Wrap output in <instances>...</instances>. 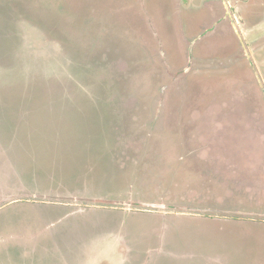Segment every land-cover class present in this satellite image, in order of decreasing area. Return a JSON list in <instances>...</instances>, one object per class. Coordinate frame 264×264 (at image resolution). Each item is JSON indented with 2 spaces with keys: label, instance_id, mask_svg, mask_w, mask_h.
<instances>
[{
  "label": "rangeland",
  "instance_id": "374dc122",
  "mask_svg": "<svg viewBox=\"0 0 264 264\" xmlns=\"http://www.w3.org/2000/svg\"><path fill=\"white\" fill-rule=\"evenodd\" d=\"M213 1L0 0V203L20 198L0 209V264H264V96L248 58L218 60L241 40L170 64L181 11L211 26ZM250 36L264 80V24ZM228 112L261 142L204 122Z\"/></svg>",
  "mask_w": 264,
  "mask_h": 264
},
{
  "label": "flooded vegetation",
  "instance_id": "af4514ba",
  "mask_svg": "<svg viewBox=\"0 0 264 264\" xmlns=\"http://www.w3.org/2000/svg\"><path fill=\"white\" fill-rule=\"evenodd\" d=\"M258 1L259 0H231L229 2L228 0H214L212 3H210V6H209V10L213 14L214 23L211 26L204 25L201 27V29H199V28L196 29V27H198V26L194 25V23L188 24L190 22V18H188V17L194 13L190 12L189 14L184 15V13L181 11V15L183 18V30L185 32L184 34L188 33V36H189L186 39L188 41V43H187V45L185 43L184 47L186 48V50L184 48L183 54H181L178 51L181 54L179 57H174L170 54L172 56V60L170 61V64L171 65H180L183 62V60L185 59L187 62V65H186L187 67H185V68L188 70L191 67V65L194 64V62H196V61L198 62V60H200V58H196V55H194V52L197 50V48H199V46L202 43L209 42L210 39L215 38L217 36V34H219L221 32L228 31V28H229L232 31H234L237 34L238 38L241 40V44H242L241 50H243L242 54L240 57L235 59V57L238 54L232 55V52L235 50V49H232V50H229V52L227 53V54H229L228 56H231L230 59L229 58L227 59V56H226V57L220 58L218 60L233 61L234 63H236V61H238L240 58H241L240 62H242V60L244 58L245 59L248 58L249 59L248 65H245V66L243 65V67H242L243 72H244L245 68H246V71H248V74H246L244 76V78L250 82L249 85L251 87L258 88L259 91H261V93L264 96V80L262 79V77L259 74L261 68L258 67L257 65H255L254 60L252 58V54L250 52V49L246 46V43H245L246 38L244 36V30L242 27V25L245 22L246 17L248 19H251V18H253L254 15H257V13L259 11V8L257 7ZM251 5L253 6V10L247 11V8H249ZM196 11H198V9H196ZM244 13H246L247 16H245ZM187 18H188V22H187ZM192 25H194V27H192ZM190 27L195 28V30L192 33L189 32ZM163 39H164V37H163ZM188 39H190V40H188ZM161 43H163V40L161 41ZM163 45H164V48H166V50H168L165 42L163 43ZM168 52H169V50H168ZM186 57H187V59H186ZM201 60L212 61L215 59L207 58V59H201ZM183 67L184 66L178 67L175 71H181L182 72L181 69ZM249 71L251 72V76H249ZM213 116L218 118V119H216L214 129L210 128L213 132L217 133L224 126H230L232 130H235L236 132L239 133V128L244 127V128H248V129L253 130L252 132H249V134H252L254 137H256L255 131L259 132V136H257V138H259L258 141L261 142L260 141V134L261 133H260V131H258L259 130V128H258L259 123L254 122V121H252V123H245L244 114L241 115V114H237L234 112H228V113L222 114L220 117L218 115L211 114L209 119H205L204 122L206 120H208V124H209L211 122L210 118ZM194 123L196 124L197 121H194ZM200 124L203 125V123H198L195 127L199 129ZM198 129L197 130L195 129L196 132H198ZM258 144H260V143H258ZM201 145L202 144L196 146V149L200 148ZM200 149H202V148H200ZM213 156L214 155H211V157H213ZM257 173H259V172H257ZM200 210H202V209H200ZM204 210H208V209H203L202 211H204ZM221 212L226 213L227 211H221ZM244 214H246V213H244ZM262 214H264V213L255 214V215H262ZM248 215L253 216L254 214L248 213Z\"/></svg>",
  "mask_w": 264,
  "mask_h": 264
},
{
  "label": "crops",
  "instance_id": "0c3cea01",
  "mask_svg": "<svg viewBox=\"0 0 264 264\" xmlns=\"http://www.w3.org/2000/svg\"><path fill=\"white\" fill-rule=\"evenodd\" d=\"M229 2L231 1V0H228ZM258 8H259V10H262V9H264V0H259L258 1ZM245 14V16H247V14L246 13H244ZM263 17V16H262ZM264 19H262V20H258L257 21V23L255 24V22H253L252 24H250L249 23V20H248V18L246 17V19H245V22H244V24L242 25V27H243V30H244V36H245V38H247V40H248V38H250L251 36V33H252V31H258L259 30V28L260 27H262V25L264 24ZM252 37H254V36H252ZM259 37H260V35H259ZM254 40H255V38H253ZM257 39H259V38H257ZM246 40V39H245ZM245 43H246V46L248 47V45L250 46V44L249 43H247L246 41H245ZM258 46H254V50H253V53H252V57H253V60H254V63H255V65H257V64H259V61L256 59V56H258V48H257ZM258 49V50H257ZM236 147H239L240 145L239 144H234ZM241 147V146H240ZM200 148H202V150H204L205 148H215V147H212V146H210V147H207V145H201V147ZM212 152H214V150H212ZM214 157H220V158H222V156H216V155H214L212 158H214ZM14 197H16V196H14ZM19 202L20 201V198L18 197V198H12V199H7L5 202H2L1 201V203H0V209L2 208V207H4L5 205H8V204H12V203H14V202ZM46 230V229H45ZM47 230H51V229H47Z\"/></svg>",
  "mask_w": 264,
  "mask_h": 264
}]
</instances>
